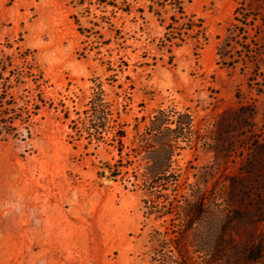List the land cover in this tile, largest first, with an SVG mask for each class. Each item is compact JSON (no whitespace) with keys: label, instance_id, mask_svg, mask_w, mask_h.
Returning a JSON list of instances; mask_svg holds the SVG:
<instances>
[{"label":"rangeland","instance_id":"1","mask_svg":"<svg viewBox=\"0 0 264 264\" xmlns=\"http://www.w3.org/2000/svg\"><path fill=\"white\" fill-rule=\"evenodd\" d=\"M99 85L122 154L117 126L82 128ZM3 93L20 115L0 134V264H154L151 234L180 232L178 205L202 193L243 214L229 229L240 250L264 216V0H0ZM159 108L189 109L195 131L158 218L126 153Z\"/></svg>","mask_w":264,"mask_h":264},{"label":"trees","instance_id":"2","mask_svg":"<svg viewBox=\"0 0 264 264\" xmlns=\"http://www.w3.org/2000/svg\"><path fill=\"white\" fill-rule=\"evenodd\" d=\"M230 42L228 39L220 47L221 58L227 55ZM22 57L27 68L25 74L22 75L32 77L40 88L43 84V72L41 70L39 73L33 71L34 62L32 63L28 59V53L22 54ZM104 96V90L99 85L94 98H92L90 108L86 110V118L81 120L82 128L86 131L93 129L94 136L100 139V135L105 129H114L117 126L112 140L117 141L120 145L119 154H122L125 145L123 139L126 137L127 131L122 128L120 123L119 126L115 124L118 122L117 118H114L112 104L106 101ZM5 97L6 94H0V134H11L16 130L12 123L17 117L9 116L12 118H7L6 115H9L10 112L16 113V101ZM34 105L35 112L30 111L26 106H21L18 109L24 108L26 113L31 115L32 112L36 113L39 109L38 104ZM15 115L19 116L20 114L16 113ZM135 131L133 142L135 145L126 154L130 156L134 153L138 156L137 170L140 171V174L136 176V179L146 193L154 198L145 199L148 213H155L159 218L169 211L159 210L156 201L162 197L161 191L167 190L168 183L165 177L171 173L175 161L174 156L179 155L180 151L192 142L195 131L194 116L189 109L181 111L175 108H159L149 118V122L143 129H140L136 124ZM129 163H133V160H130ZM125 165L122 164V166ZM114 173L113 175H115ZM165 196L167 194L163 197L165 198ZM178 208L185 216L189 215V219L186 224L182 225L180 232H174L175 235L172 236L171 230L162 231L156 228L151 234L154 264H213L220 261H225L227 264H264V216L254 219L256 231L245 248L240 250L235 245L234 237L229 234V229L233 225L232 219L243 217L240 211L230 214L221 205L211 207L205 193L199 194L196 200L193 203H188L186 207L179 204ZM258 228L259 230H257ZM189 234L191 236H189L188 243L185 246L182 245V241L187 240ZM228 245L232 247L228 249ZM184 250H188L191 255L184 254ZM179 257L182 258V261Z\"/></svg>","mask_w":264,"mask_h":264}]
</instances>
